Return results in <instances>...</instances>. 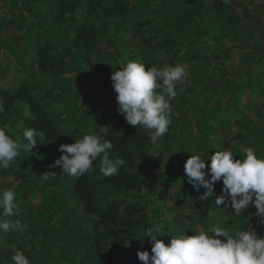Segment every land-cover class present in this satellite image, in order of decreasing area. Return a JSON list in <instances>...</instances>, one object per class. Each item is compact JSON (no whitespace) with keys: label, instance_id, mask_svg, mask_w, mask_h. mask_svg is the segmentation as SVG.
Wrapping results in <instances>:
<instances>
[{"label":"rangeland","instance_id":"1","mask_svg":"<svg viewBox=\"0 0 264 264\" xmlns=\"http://www.w3.org/2000/svg\"><path fill=\"white\" fill-rule=\"evenodd\" d=\"M95 1L0 0V91L11 90L15 93L20 79L45 87L55 82L59 90L64 89L61 100L55 104L65 114L59 128L69 134L91 117L103 123L115 121L119 114L116 95L108 96L103 86L112 85L110 77L113 71L129 60L138 59L147 66L158 68L182 64L189 71V77L185 83H177V95L170 101L172 123L169 131L155 143L152 142L149 150L151 153L163 151L168 164L159 169L146 170L144 181L156 185V194L144 197V193L118 190L116 197L143 199L148 221L152 227H159L160 231L169 227L170 233L180 230L188 233L192 230L194 234L199 230L208 231L213 225L231 231L248 229L253 225L254 230L264 236V225L258 226L260 218L252 215L256 212L254 206L236 216L230 206H217L214 199L202 200L199 197L205 189L201 187L196 191L188 188V178L184 172V164L192 153L206 160L205 138L200 123L204 119L203 112L212 113L220 119L229 118L233 126L226 137L221 132L210 135L214 152L223 150L224 143L228 141L237 159L244 155L246 148H253L259 156H264V69L259 68L264 65V57L260 55L264 53L263 39L255 33L249 34V24L243 12L238 8L229 11L226 8L230 6L229 2L221 7L220 19H217L206 13L214 0H130V8L124 15L97 17V28L102 36L99 43L92 47L91 53H87L90 47L84 43L73 46L65 65L53 75L43 73L39 69L34 47L39 32L40 35L46 33L43 46L54 48L50 53L53 59L60 50L65 20L74 15L80 23H85L92 6L98 9L99 14L104 12L103 6ZM240 1L250 12L264 18V0ZM143 11L147 16L145 20L150 23L139 28L137 21L139 13ZM191 13L195 14L194 24L201 22L202 17H209V25L214 31L206 39L207 43L202 45L200 59H190L194 39L185 41L181 35L174 36V48L155 51L154 46L161 42L163 34L174 31L181 17ZM44 19L46 23L41 28ZM69 38L72 39V36ZM255 76L261 80L263 95L253 91L251 95L241 93L238 98L235 97L234 94L248 86L250 81L260 84ZM17 107L19 110L10 113L0 112V126L6 125L7 133L23 145L26 141L21 116L28 112L23 111V105ZM121 116L124 125H127L124 116ZM186 122L191 124L193 139H189L188 128L184 125ZM221 124L219 122L218 127ZM139 127L151 134L150 130ZM181 137L186 145V155L182 161L174 162ZM74 139L77 138L72 135L66 143H73ZM59 147L58 143H45L44 152L39 153L35 146L31 152L24 151L25 155L28 154L25 160H19V155L8 169H0V191L14 189L19 212L25 216L20 230L0 233V264H11L5 255L13 256L16 251H21L31 264H35L41 255L36 251L31 256L36 244L34 233L46 226L58 228L60 234L54 241L48 238L43 252L45 257L59 258L56 264H98L96 257H93L92 263L87 260L85 246L79 248L74 245L79 235H89L93 240L95 233L91 217L83 211L77 198L66 191L64 172L60 167L49 168L62 155ZM47 172L55 174H50L45 180L42 175ZM90 172L98 180L103 178L96 164ZM157 176L162 178L161 182L157 183ZM24 189H30L31 197L23 209ZM221 189L222 181L216 184L217 194L221 193ZM55 199L65 207L54 215L51 223L39 220L40 212L46 205L54 210L59 208ZM99 202L106 207L102 196ZM71 208L78 210L77 216L72 214ZM145 233L142 231L139 234L142 248L151 245ZM170 238L168 235L163 240L167 244ZM128 246H131L129 242ZM64 257L67 259L64 260Z\"/></svg>","mask_w":264,"mask_h":264},{"label":"trees","instance_id":"2","mask_svg":"<svg viewBox=\"0 0 264 264\" xmlns=\"http://www.w3.org/2000/svg\"><path fill=\"white\" fill-rule=\"evenodd\" d=\"M214 1V4L206 9V13L208 16L211 14L220 19V10H222L221 7L224 5L225 0ZM95 3L103 6L104 12L102 14L98 13V9L95 6H92V11L87 13L85 23H80L74 15L65 20L62 34L63 40L59 45L60 50L53 59L50 53L54 48L43 46V38L46 33L40 35L39 32V37L34 40V47L37 50L39 69L43 73L53 75L59 67L65 65L66 58L69 56L73 46H81L84 43L90 47L87 49V53H91L92 47L99 43L102 36L97 28V17L124 15L130 8V0H96ZM229 3L230 6L226 7L229 11L232 12L234 8H238L243 12V17L249 24V34L255 33L264 41V18L250 12L240 0H229ZM74 10H72V14ZM142 16L143 18H141ZM145 18L147 16L144 11L139 13V20L137 21L139 28H144L150 23ZM181 18V21L175 24L174 31L163 34L161 42L154 46V50L161 51L168 47L174 48V36L181 35L185 41L194 39V49L192 53H189L190 59L197 61L203 54L202 45H205L207 43L206 39L210 38L214 33L213 28L209 25L211 20L209 17H202L201 22L194 24V13L184 14ZM45 23L46 19L42 21L41 28L45 26ZM69 36H72V39ZM185 41L184 44L186 43ZM260 55L264 57V53ZM262 66L259 68L264 69V65ZM256 79L258 78L256 77ZM19 82V88L15 93L11 90L0 91V107L3 108V111L0 112L10 113L12 110H19L17 107L19 104L23 105V111L26 110L28 112L25 115L26 117L21 116L23 130L25 127H31L37 129L38 132H43L45 134L44 144L54 142L61 145L66 143L72 135L78 139L85 133H99L100 127L110 126L108 135L105 137L113 143V149L110 150L109 155L112 158L124 160V165L120 167L118 173L111 177L103 176L101 180H98L97 176L90 171L79 178L72 177L66 173L63 176L66 191L77 198L83 211L91 217L95 233L93 240H91L89 235H79L75 239L74 245L79 248L85 246L87 260L91 261V263L93 257H96L98 264H143V262L138 260L137 251L147 250L151 253L152 247V245H146L142 248V242L139 237L142 231H147L149 227H152L147 219L148 214L144 200L139 198L136 200L118 199L116 192L124 190L144 193V197L154 196L157 190L156 185L154 183L147 184L144 181L145 173L149 168L159 169L161 166L168 165L165 162V153L163 151L151 153L149 151L152 145L150 135L139 126L124 125L121 114H117L115 121L104 123L98 122L94 117H91L84 120V124L77 128L76 131L68 134L59 128V122L63 121L65 114L55 106L56 102L61 100L64 89L59 90L55 82L46 87L23 79H20ZM103 91L111 97L117 95L112 85H104ZM253 91L262 96V83L256 84L254 80L250 81L248 86L239 89V92H236L234 96L238 98L241 93L251 95ZM203 113L204 119L200 123L202 124L201 130L204 132V149L206 160H208V157L214 154V149L210 143V135H216L221 132L226 137L232 132L233 126L229 118L220 119L212 113ZM219 122L222 123L220 127H218ZM184 125L188 128L189 139H193L194 133L191 129V124L186 122ZM37 143V151L43 153L44 144H40L39 136L37 137ZM177 145H179V151L174 155V162L182 161L186 155L184 150L186 145L182 137ZM224 149H230V142L226 141L224 143ZM22 152H20L19 157L21 161L25 160L28 155H25L24 151ZM97 163L94 162V164ZM161 180V177H156L157 183L161 182ZM186 186L193 189L192 184H189L188 181ZM111 187L113 189L110 190L109 188ZM101 196L107 204L106 207L99 202ZM30 197V189H24L22 192L23 209ZM55 201L59 208L54 210L52 206L46 205L40 212L39 220L49 224L53 221L54 215L61 212L65 207L64 204L58 202L59 200L57 199ZM189 203L191 204L192 202L189 201ZM69 206L71 207V205ZM71 211L73 215L77 216V209L71 208ZM0 213H2V209H0ZM24 218L25 216L21 212L18 215L8 217L10 220L19 221L21 225H23ZM176 218L177 213H175V220ZM168 229L169 227L160 231V234L164 236L159 237V239L163 240L164 237L168 236L166 235L170 233ZM80 232H83V230L80 229ZM192 233V230L188 231L189 235H192ZM34 234L36 244L33 246L31 256H34L36 251L37 254L41 255L35 264H56L60 261L59 258L50 259L45 257L43 253L46 249L45 246L48 245V238L54 241L60 234L58 228L46 226ZM128 242L131 246H128ZM38 247L41 248L40 251H38ZM5 256L13 264L12 256ZM65 259L67 258L64 257Z\"/></svg>","mask_w":264,"mask_h":264},{"label":"clouds","instance_id":"3","mask_svg":"<svg viewBox=\"0 0 264 264\" xmlns=\"http://www.w3.org/2000/svg\"><path fill=\"white\" fill-rule=\"evenodd\" d=\"M188 77L189 71L180 63L158 68L147 66L138 59L129 60L110 77L117 93L118 113L129 125L150 130V140L155 143L169 131L172 123L170 101L177 95V83H185ZM0 111H3L2 107ZM109 127H100L99 133H85L73 143L61 144L59 151L62 155L49 168L60 167L62 172L79 178L93 170L94 162H98L96 166L103 176L117 174L124 160L109 155L113 149L111 140L105 138ZM38 136L40 144H44L43 132L25 127L23 137L26 143L21 145L7 133L6 125L0 126V169H8L21 150L31 152L38 144ZM236 157L231 149L215 151L208 160L192 153L184 164V172L196 191L201 187L205 189L200 199H214L217 206H230L236 216L254 206L256 212L252 215L260 218L258 226H262L264 156H259L253 148H246L243 156ZM50 174L55 173L47 172L42 177L46 180ZM221 181V193L217 194L215 187ZM0 209V233L22 228L19 221L8 219L19 214L14 189L0 191ZM166 235L171 237L167 244L159 239L164 236L159 227H149L145 236L152 245L151 253L138 250V260L143 264H264V236L258 234L253 225L235 231L213 225L208 231L199 230L192 235L185 230ZM12 262L31 264L21 251L14 253Z\"/></svg>","mask_w":264,"mask_h":264}]
</instances>
